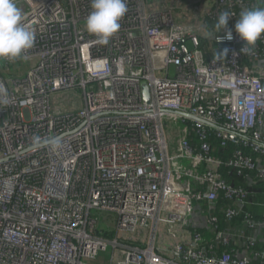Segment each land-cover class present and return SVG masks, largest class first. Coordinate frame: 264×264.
Returning a JSON list of instances; mask_svg holds the SVG:
<instances>
[{
  "label": "built area",
  "instance_id": "2783aa9c",
  "mask_svg": "<svg viewBox=\"0 0 264 264\" xmlns=\"http://www.w3.org/2000/svg\"><path fill=\"white\" fill-rule=\"evenodd\" d=\"M22 1L33 64L9 83L0 74V264H87L108 248L109 264H264V36L243 53L235 32L264 0H215L206 38L125 0L107 45L85 28L92 0ZM224 11L233 39L219 43ZM34 136L60 147L34 148ZM99 212L116 215L113 239ZM201 213L209 241L189 231L160 250L161 226L174 237Z\"/></svg>",
  "mask_w": 264,
  "mask_h": 264
},
{
  "label": "clouds",
  "instance_id": "9594fccd",
  "mask_svg": "<svg viewBox=\"0 0 264 264\" xmlns=\"http://www.w3.org/2000/svg\"><path fill=\"white\" fill-rule=\"evenodd\" d=\"M92 11L85 20L87 32L97 38L96 42L107 45L120 28V21L128 8L125 0H92ZM228 11L222 12L214 25L216 32H225L228 21L232 17ZM235 32L244 42L241 51L244 53L254 47L264 36V8H252L240 14L235 23ZM219 43L233 39L232 31L217 37ZM35 33L24 23V17L15 0H0V59L15 60L21 58L34 45ZM228 49L216 53V58L226 57ZM10 64V63H9ZM20 78V77H19ZM16 79V78H14ZM12 80V79H11ZM7 96V89L0 85V97ZM34 148H59L60 138H41L34 136Z\"/></svg>",
  "mask_w": 264,
  "mask_h": 264
},
{
  "label": "crops",
  "instance_id": "0c3cea01",
  "mask_svg": "<svg viewBox=\"0 0 264 264\" xmlns=\"http://www.w3.org/2000/svg\"><path fill=\"white\" fill-rule=\"evenodd\" d=\"M193 1L194 0H155L154 2H148L147 0V6L153 7L154 9L171 10L176 21L183 20L185 24L192 25L196 33H198L201 37L206 38L209 36V32L211 31L210 25L213 24L207 19L206 12L213 5L215 0H196L198 9L193 11L190 17H187L188 10L192 7ZM14 63L20 66L16 70L17 76L14 77L19 78L28 71L30 66L33 64V61H27L21 57L12 60L11 64ZM7 66L10 67V64H7ZM217 158L226 160L228 157L217 156ZM254 160L257 162L258 157H256ZM165 228L166 227L161 226L156 237V241L160 250L174 246L176 244L188 243L190 241L189 231L196 230L198 232L205 233L204 236L208 239V241L212 238V235L207 231L206 228V218L204 213L194 216L193 221L188 223V230L183 229L179 224L175 225L173 228L174 237H167L164 233Z\"/></svg>",
  "mask_w": 264,
  "mask_h": 264
},
{
  "label": "rangeland",
  "instance_id": "374dc122",
  "mask_svg": "<svg viewBox=\"0 0 264 264\" xmlns=\"http://www.w3.org/2000/svg\"><path fill=\"white\" fill-rule=\"evenodd\" d=\"M155 0H148V2H154ZM15 3L21 11H26V4L22 0H15ZM20 66L18 64H11L10 67L5 64V59H0V74L2 78L9 83V81L17 76V69ZM5 68V69H4ZM78 101V100H77ZM78 102L72 105L71 109H76L78 107ZM98 217L101 221V224L106 225L107 231L110 232V239H113L115 236L116 230V215L114 213L99 212ZM124 242V240H122ZM111 251L108 248L105 252H101L95 261L85 262L87 264H108L110 260Z\"/></svg>",
  "mask_w": 264,
  "mask_h": 264
},
{
  "label": "trees",
  "instance_id": "16d2710c",
  "mask_svg": "<svg viewBox=\"0 0 264 264\" xmlns=\"http://www.w3.org/2000/svg\"><path fill=\"white\" fill-rule=\"evenodd\" d=\"M252 1V0H251ZM262 8V7H261ZM247 10H249V9H242L240 12L241 13H243L244 11H247ZM240 13V14H241ZM240 14H239V16H240ZM218 146H219V143L218 142H214L213 143V156H224V157H226V156H228L229 154H230V152L228 151V149H230V147H228L226 150H220V151H218L219 150V148H218ZM225 178L226 179H228L229 177H226L225 176ZM230 179V178H229ZM238 184V183H237ZM256 191L257 192H260L261 191V188H257L256 189ZM225 205H224V203L222 202V199L221 198H219V201L216 203V205H215V207H216V211H215V215H216V217H220V215L223 213V211H224V207ZM250 211V210H249ZM219 220H220V226L222 227V228H224L226 225H225V222L223 221V218L222 219H220L219 218ZM223 250L222 249H219V252L221 253Z\"/></svg>",
  "mask_w": 264,
  "mask_h": 264
}]
</instances>
